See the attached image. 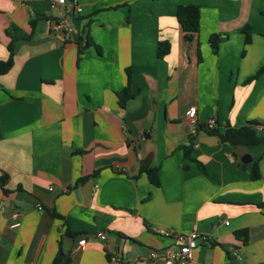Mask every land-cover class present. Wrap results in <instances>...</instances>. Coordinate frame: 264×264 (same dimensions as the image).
Masks as SVG:
<instances>
[{
  "label": "crops",
  "instance_id": "0c3cea01",
  "mask_svg": "<svg viewBox=\"0 0 264 264\" xmlns=\"http://www.w3.org/2000/svg\"><path fill=\"white\" fill-rule=\"evenodd\" d=\"M191 4L201 27L188 41L177 11ZM13 40L14 65L0 75L11 191L0 186V264H53L61 240L68 264H112V252L164 264L151 251L180 244L158 228L199 234L188 264H264V154L254 179L220 137L264 121V73L249 82L264 65V0H0V59Z\"/></svg>",
  "mask_w": 264,
  "mask_h": 264
},
{
  "label": "trees",
  "instance_id": "16d2710c",
  "mask_svg": "<svg viewBox=\"0 0 264 264\" xmlns=\"http://www.w3.org/2000/svg\"><path fill=\"white\" fill-rule=\"evenodd\" d=\"M177 17L184 31V37L186 40H194L198 38L200 31V8L198 5H181L177 11ZM34 25L35 22L32 21ZM246 33V43L251 41V36L248 30L245 28ZM222 40V36L219 34H213L210 37V44L213 48V51L216 53L219 49V44ZM9 57L6 60L0 59V75L5 74L11 70L15 62V44L14 40L11 41L8 45ZM170 51V43L161 41L159 43L158 53L159 56L163 57ZM264 73V65L249 78V82L259 77ZM129 74V83L128 85L118 93L119 104L121 107L127 105L128 100L131 98L130 92V72ZM257 122H253L247 126L241 128L228 127L226 131L220 135L222 141L230 143L234 148L239 145H245L251 148L252 152L258 154L254 157V160L251 163L240 164L244 167L250 168L251 175L254 179H258L261 176L259 161L261 156L264 154V130L258 131L254 125ZM209 134H217L216 130H210ZM148 174L150 181L153 185L158 186L160 184V178L158 171L156 169H148ZM5 177L0 176V186L3 188L5 193H10L11 191L5 188ZM239 233H246V230H242ZM80 240V239H79ZM70 260L69 254L65 252L63 247V241H60L59 250L57 255L53 260V264H68Z\"/></svg>",
  "mask_w": 264,
  "mask_h": 264
},
{
  "label": "built area",
  "instance_id": "2783aa9c",
  "mask_svg": "<svg viewBox=\"0 0 264 264\" xmlns=\"http://www.w3.org/2000/svg\"><path fill=\"white\" fill-rule=\"evenodd\" d=\"M67 3V0H51L52 7H56L58 5H65ZM74 4L78 3V0H73ZM66 26V21L62 20L57 25L56 28H62ZM197 107L193 106L190 108L188 112V119L190 125L193 127V132H195V128L198 126L197 118ZM218 126V122L216 118H209L206 123V127L209 130H213ZM254 127L258 131L264 130V121L257 122ZM51 189H54V187H51ZM0 209H5V206L0 204ZM21 211L14 210L11 214V216L14 218L13 222L11 223V227H19L21 225ZM226 223H229L226 221ZM157 232L160 235L164 236H174L177 241L179 242L180 246L178 247H168L165 249V251L161 254L158 250H152L150 253V257L153 259L159 258L163 261L164 264H188L192 251L198 246V238L199 234L196 231H193L190 234H184L175 232L173 230L158 228ZM101 239H106L107 235L105 233H101L100 235ZM87 242L86 237H83L78 241V247H83ZM109 261L112 264H125L124 258L119 252H112L109 255Z\"/></svg>",
  "mask_w": 264,
  "mask_h": 264
},
{
  "label": "water",
  "instance_id": "95a60500",
  "mask_svg": "<svg viewBox=\"0 0 264 264\" xmlns=\"http://www.w3.org/2000/svg\"><path fill=\"white\" fill-rule=\"evenodd\" d=\"M236 152L242 157V160L245 163H249L252 161V155H251V148L245 145H239L236 149ZM89 192V191H88ZM91 196V191L89 192V195H86V199Z\"/></svg>",
  "mask_w": 264,
  "mask_h": 264
}]
</instances>
